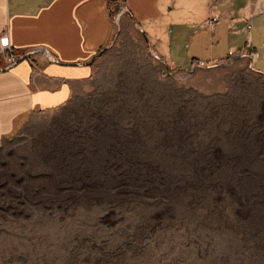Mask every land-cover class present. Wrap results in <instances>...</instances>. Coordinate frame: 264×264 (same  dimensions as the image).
Segmentation results:
<instances>
[{
  "label": "rangeland",
  "instance_id": "obj_1",
  "mask_svg": "<svg viewBox=\"0 0 264 264\" xmlns=\"http://www.w3.org/2000/svg\"><path fill=\"white\" fill-rule=\"evenodd\" d=\"M121 24L70 102L0 141V264H264V74L173 68Z\"/></svg>",
  "mask_w": 264,
  "mask_h": 264
},
{
  "label": "crops",
  "instance_id": "obj_2",
  "mask_svg": "<svg viewBox=\"0 0 264 264\" xmlns=\"http://www.w3.org/2000/svg\"><path fill=\"white\" fill-rule=\"evenodd\" d=\"M114 1L128 11L121 30L136 27L168 66L227 62L248 54L251 40L253 67L264 74V0H0V49L31 53L14 65L0 53V141L32 115L65 106L93 77L94 58L119 34Z\"/></svg>",
  "mask_w": 264,
  "mask_h": 264
},
{
  "label": "built area",
  "instance_id": "obj_3",
  "mask_svg": "<svg viewBox=\"0 0 264 264\" xmlns=\"http://www.w3.org/2000/svg\"><path fill=\"white\" fill-rule=\"evenodd\" d=\"M118 3L119 2H116V4L112 5V8H111L112 12L114 14V22H115V24H118L119 21L121 20L122 16L124 15V13L127 12L126 6L124 4H122V3H119V4ZM116 5H117V8H115ZM216 21H218V19L214 18L212 20V22L210 23V26L213 27V25H214V23ZM252 28H253L252 24L249 23L247 25V29L249 31V34L251 33ZM247 48H249L250 51H249L248 54H244V55H248L250 57V59L252 60V62L254 63L257 60L259 55L255 51V49H253L251 40H249L247 42ZM8 51H9V49L7 47H1V49H0V53L6 56L7 62L9 64H13V63L16 62L17 57L14 56V55H11L10 53L8 54ZM210 65H214V64H207L206 62L200 61V62H197V63L193 64L192 65V69H196V68H200V67H206V66H210Z\"/></svg>",
  "mask_w": 264,
  "mask_h": 264
},
{
  "label": "water",
  "instance_id": "obj_4",
  "mask_svg": "<svg viewBox=\"0 0 264 264\" xmlns=\"http://www.w3.org/2000/svg\"><path fill=\"white\" fill-rule=\"evenodd\" d=\"M31 55V53H29V54H26V55H24L23 57H21L20 59H19V61L17 62V64L18 63H20V62H22V61H24L28 56H30ZM48 55V57L52 60V61H57L54 57H52L51 55H49V54H47ZM246 56H248V55H246ZM96 58V57H95ZM95 58H94V60H95ZM159 58V57H158ZM160 59V58H159ZM0 70H3V69H1L0 68Z\"/></svg>",
  "mask_w": 264,
  "mask_h": 264
},
{
  "label": "trees",
  "instance_id": "obj_5",
  "mask_svg": "<svg viewBox=\"0 0 264 264\" xmlns=\"http://www.w3.org/2000/svg\"><path fill=\"white\" fill-rule=\"evenodd\" d=\"M112 16L114 17V14H113V12H112ZM105 50V48H102L99 52H98V54L100 53V52H102V51H104ZM97 56V55H96ZM255 69V68H254ZM256 70V69H255ZM257 71V70H256ZM258 72V71H257ZM259 73H261V72H259Z\"/></svg>",
  "mask_w": 264,
  "mask_h": 264
}]
</instances>
